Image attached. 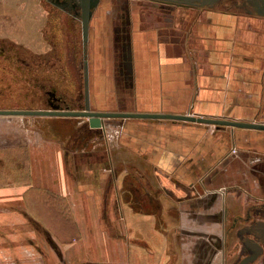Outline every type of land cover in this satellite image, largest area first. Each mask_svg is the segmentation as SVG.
I'll return each instance as SVG.
<instances>
[{"label":"rangeland","instance_id":"1","mask_svg":"<svg viewBox=\"0 0 264 264\" xmlns=\"http://www.w3.org/2000/svg\"><path fill=\"white\" fill-rule=\"evenodd\" d=\"M71 15L69 10L57 5V0H0V51L5 54L0 55V110H15L2 108L27 104L37 109L72 107L94 112H146L142 102L147 101V93L133 90V69L139 66L133 58L146 53L150 61L152 57L158 58L160 29L164 40L177 33L183 36V41L195 23L205 19V13L198 10L162 11L159 3L147 0H100L91 13L83 63L81 31L78 24L71 22ZM172 26L179 31L171 32ZM145 32L150 37L142 45L148 49L141 51L143 48L133 43L137 35ZM79 57L81 60L75 65ZM44 91L51 92V101ZM62 96L66 102L59 105L54 97ZM49 118L51 123H37L36 130L51 131L52 138L64 140L68 161L72 158L76 161L73 168L111 170L114 167L116 195L111 184L106 186L100 203L83 205V215L82 205L71 203L85 226L81 243L72 206L60 197L36 190L28 197V193L21 197L20 203H0V264H159V259L186 261L194 240L197 244L205 243L203 234H194L197 222L181 220L178 214L172 218V201L161 200L159 195L150 148L144 142H135L142 132L131 129L130 123L147 128L149 136L159 131V121L105 118V129L100 131L91 128L87 118ZM206 129L211 135L216 132L213 127ZM221 132L228 138L225 157L233 158V164L237 158L242 162L244 159V167H256L260 204L264 209V132L242 130L238 139L228 128ZM81 153L83 160L79 161L77 154ZM0 169L6 175L11 167ZM21 170L23 177L25 167ZM213 179H216L215 190L227 182L246 185L245 178L235 181L216 176ZM0 182L10 180L0 179ZM11 190L0 188V194L10 196ZM195 194L197 201L203 202L204 191L197 189ZM28 199L32 201L27 202ZM245 223L229 219L227 238L216 239L218 244L228 246L230 254L241 238L235 227ZM91 244L102 250L90 251ZM199 254L202 258V251ZM260 258L263 263L264 257Z\"/></svg>","mask_w":264,"mask_h":264},{"label":"crops","instance_id":"2","mask_svg":"<svg viewBox=\"0 0 264 264\" xmlns=\"http://www.w3.org/2000/svg\"><path fill=\"white\" fill-rule=\"evenodd\" d=\"M257 1V7H223L217 3L190 7L198 13L204 12L205 19L201 22L198 18L195 28L189 30L183 41V36L177 33H172L169 41L164 40L160 29L158 58L152 57L150 61L149 53L133 58L135 63L139 62L133 69V90L148 96L147 101L142 102L146 112L141 113L264 124V5ZM173 31L179 30L172 26ZM146 33L137 35V41L133 43L135 47L141 46V51L148 49L142 45L144 39L150 37ZM16 40L20 44L19 38ZM26 105L2 109H37ZM50 119L0 116V167H11L9 174L0 173L1 180H10L9 183L0 182V188L12 189L10 196L0 194V203H20L21 197L27 193L28 197L37 190L60 197L69 205H82L80 212L83 215V205L100 203L106 186L111 184L116 195V170L112 166L111 170L73 168L76 161L73 158L68 161L64 140L52 138L51 131L36 130L37 123L49 124ZM126 120L159 121V131L149 136L147 128L130 123L131 129L142 132L140 137H135V142H144L146 148L152 149L148 156L153 158L150 161L158 177L159 195L161 200L172 201V218L178 214L181 220L197 222L194 234H203L205 242L202 245L194 240L186 261L159 259V264H264L260 258L264 257V209L260 204L256 167H244V159L242 162L236 158L233 164V158H226L228 138L221 132L228 128L238 139L242 130L249 129L174 120ZM208 127H213L216 132L211 135L206 131ZM80 156L77 154L79 161L80 158L83 160V153ZM21 167H25L23 177ZM216 176L235 181L245 178L246 185L227 182L220 190H215L216 179L213 177ZM197 189L205 193L203 202L196 199ZM31 201L28 199L27 202ZM71 210L80 231V242L85 236V226L79 220L78 211L73 206ZM87 212L90 213L89 209ZM229 219L246 222L235 227L241 238H238L234 255L225 243L218 244L216 240L227 238ZM97 250L102 249L90 245V251Z\"/></svg>","mask_w":264,"mask_h":264},{"label":"water","instance_id":"3","mask_svg":"<svg viewBox=\"0 0 264 264\" xmlns=\"http://www.w3.org/2000/svg\"><path fill=\"white\" fill-rule=\"evenodd\" d=\"M160 3L175 2L176 4L190 6H213L219 0H150ZM264 3V0H260ZM82 10V42L83 53L85 55V44L88 39L89 19L92 9L97 6L99 0H78ZM0 116H39V117H65V118H87L89 126L93 129H98L102 125V121L106 118L119 119H144V120H174L186 121L199 124H208L214 126H227L238 129H249L264 131L263 123H250L233 121L227 119H210L204 117H195L190 115H175L165 113H121V112H94L88 110H75L73 108H50V109H35V110H0Z\"/></svg>","mask_w":264,"mask_h":264},{"label":"flooded vegetation","instance_id":"4","mask_svg":"<svg viewBox=\"0 0 264 264\" xmlns=\"http://www.w3.org/2000/svg\"><path fill=\"white\" fill-rule=\"evenodd\" d=\"M147 1H150V0H147ZM99 2H100V0H99ZM151 2H155V1H151ZM156 3H159L160 9L162 11H169V10L174 9V8L183 9V10L184 9L185 10L188 9L189 10L190 7H195V6H190V5L176 4L175 2H170V3L156 2ZM257 3H258L257 0H219V2H217V6H223V7L224 6L225 7L226 6H235V7H237V6H240V7L250 6V7H257ZM262 4L264 5V3H262ZM57 5H59L62 9L69 10V12L72 13L71 22L73 24H75V25L78 24L79 30L81 31V37H82V24H81V22H82V10H81V7L79 6V2L77 0H60V1L57 0ZM198 7H200V6H198ZM93 9H92V11H93ZM90 19H91V16H90ZM90 19H89V23H90ZM81 43H82L81 49L83 51V48H84L83 42H81ZM85 48H86V46H85ZM2 54H4V53H2ZM6 58H8V57H6ZM80 58L81 57L78 58V61L75 59V65L76 64L78 65L79 61L81 60ZM13 59H15L17 61H20L19 57H16V56H13ZM83 59H84L83 63H85V55L84 54H83ZM27 65H30V63H28ZM47 92H46V95L49 96L48 101H51L50 99L53 98V95L51 94L50 91L48 93ZM54 99H57V100H54V101L56 103H58L59 105L62 102H66V99L63 96L60 97V98L54 97Z\"/></svg>","mask_w":264,"mask_h":264},{"label":"trees","instance_id":"5","mask_svg":"<svg viewBox=\"0 0 264 264\" xmlns=\"http://www.w3.org/2000/svg\"><path fill=\"white\" fill-rule=\"evenodd\" d=\"M3 52L2 51H0V55L1 56H4L5 54H2ZM39 87H40V89H43L44 90V87L41 85V84H39ZM47 92V91H46ZM45 91H44V93H46ZM68 108H72V107H68Z\"/></svg>","mask_w":264,"mask_h":264},{"label":"bare ground","instance_id":"6","mask_svg":"<svg viewBox=\"0 0 264 264\" xmlns=\"http://www.w3.org/2000/svg\"><path fill=\"white\" fill-rule=\"evenodd\" d=\"M104 129H105V125H104V123H103V121H102V125H101L100 128H98V130L103 131Z\"/></svg>","mask_w":264,"mask_h":264}]
</instances>
